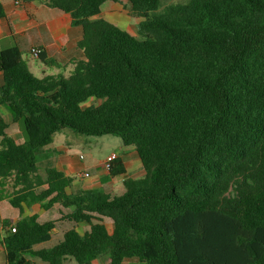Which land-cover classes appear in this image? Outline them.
Returning <instances> with one entry per match:
<instances>
[{
    "label": "trees",
    "instance_id": "16d2710c",
    "mask_svg": "<svg viewBox=\"0 0 264 264\" xmlns=\"http://www.w3.org/2000/svg\"><path fill=\"white\" fill-rule=\"evenodd\" d=\"M109 1L120 0L44 1L82 29L68 76L37 77L18 46L0 54V197L20 212L4 222L6 263L264 264V0H126L139 37L98 18ZM65 130L120 138L143 176L119 196L74 191L77 177L40 167ZM125 174L117 159L107 178ZM24 206L60 216L42 222ZM64 221L63 239L36 249Z\"/></svg>",
    "mask_w": 264,
    "mask_h": 264
},
{
    "label": "crops",
    "instance_id": "0c3cea01",
    "mask_svg": "<svg viewBox=\"0 0 264 264\" xmlns=\"http://www.w3.org/2000/svg\"><path fill=\"white\" fill-rule=\"evenodd\" d=\"M5 8L6 17L0 20V54L6 49L18 46L23 54L30 53L31 48L40 47L43 49L48 58L57 60L60 64L66 66V69H72L69 65L70 61L74 58H82L83 54L78 49L77 44L82 38V29L79 27H72L71 17L69 14L63 13L57 9L49 8L44 4L46 0H1ZM31 54V53H30ZM28 60V59H27ZM42 63V62H41ZM29 65V61H28ZM42 65L48 69L42 63ZM58 69V68H52ZM61 70V69H58ZM47 72V71H44ZM47 76V75H45ZM0 85L2 84V73L0 72ZM2 110V109H1ZM2 112V111H1ZM11 115V114H10ZM4 116V115H3ZM6 120V119H5ZM9 124L8 134L12 136L18 143H24L17 138L22 135V129L18 126V123H14L12 116ZM12 128V130H11ZM17 132L20 134H16ZM20 140H23L22 138ZM57 146H55V138L53 144L46 147L41 154V165L48 167H54L62 171L67 176H79L80 179L75 181L73 187L82 180L83 174L89 173L83 171L85 164L81 161V156H70L60 154ZM135 150H126L123 148V154L117 155L118 160H121L126 168V174L116 177L112 181H108L109 170L105 169L104 164L109 156L116 153L106 155L104 158L97 161L94 168L98 170L97 183L101 184L106 189V193L112 194L111 191L119 190L123 188V181L127 178H131L133 174H140L142 177L144 174L143 166L138 154ZM137 153V152H136ZM44 167V168H45ZM131 170V171H130ZM83 172V173H82ZM90 174V173H89ZM139 176V175H138ZM135 179V178H132ZM139 179V178H138ZM109 189V191L107 190ZM81 187L79 186L78 190ZM115 194V193H114ZM112 194V195H114ZM56 210V209H55ZM58 211V210H57ZM34 212H38L40 215V221H48L45 215H48L46 211L39 210V208L29 209L24 206L25 215H31ZM20 218L19 210L13 208L8 198L4 196L0 197V220L2 227L0 228V264L6 263L5 250L3 246L4 238L9 234L10 227L4 226L5 221L16 222ZM59 219V216L54 220ZM62 223V222H61ZM60 224V223H59ZM58 224V226H59ZM58 227L52 235H58ZM58 237L56 242H60L63 239ZM51 239V241H52ZM49 243V242H48ZM55 245L49 246L45 243L38 246L36 249L49 248ZM34 264H47L40 260H33ZM139 263L137 260H127L124 264ZM64 264H78L74 259L69 258ZM95 264H107L106 258H101L95 262Z\"/></svg>",
    "mask_w": 264,
    "mask_h": 264
},
{
    "label": "rangeland",
    "instance_id": "374dc122",
    "mask_svg": "<svg viewBox=\"0 0 264 264\" xmlns=\"http://www.w3.org/2000/svg\"><path fill=\"white\" fill-rule=\"evenodd\" d=\"M187 0H165L163 2L162 9L169 6L172 3H184ZM98 18H104L113 24L119 26L121 29L131 33L134 36H138L137 33V25L141 21L140 18L135 16L131 9V4L127 2L126 0H120L118 3H114L112 1H109L105 3L102 7V13ZM24 57L28 59L29 61V68L30 71L36 75L37 77H44L45 75H57V74H64L65 76H68L70 74L71 69H48L42 65L41 61L39 59L34 58L30 53L28 54V57H26V54H24ZM47 71V72H44ZM1 83V81H0ZM95 104V101H90L87 105ZM2 114L4 115V118L7 121H10L11 115L10 113L5 109L2 108ZM18 126L22 129V135L17 138V140L26 141L27 135L26 131L24 129L23 123H18ZM12 130V128H11ZM16 134L20 135L17 130ZM23 140H20V139ZM55 146L59 147L58 152L60 154L64 155H70V156H81L83 155V159H81L82 163L85 164V168L83 171H87L90 173V177L83 178L80 180V183H77L75 185L74 191H78L79 186L81 189H95L99 191H104L106 189L101 184L95 185L97 183V173L98 170L94 168V165L97 163L98 160L104 158L106 155H109L111 153H116V155H122L123 154V144L120 138L113 137V136H103V137H87V136H81L76 135L68 130L62 131L61 133L57 134L55 137ZM135 152V151H134ZM137 155V153L135 152ZM43 165H41V170H44ZM131 171V170H130ZM83 173V172H82ZM139 175V176H138ZM77 179H80L79 176H75ZM131 178H141L140 174H133ZM104 188V189H103ZM80 189V190H81ZM109 191V189L107 188ZM123 188L121 187L119 190H113L111 191L112 194L115 196H119L123 193ZM48 215H45L47 217V220H54L60 214L57 210L50 211L47 213ZM73 227L72 223H69L67 221H64L59 224L58 226V235H54L52 241H50L49 246L56 245L59 242H56L58 237H62L63 233L70 230ZM109 232H113V225L111 223L108 224ZM61 241V240H60ZM134 264V263H129ZM136 264H144V263H136Z\"/></svg>",
    "mask_w": 264,
    "mask_h": 264
},
{
    "label": "built area",
    "instance_id": "2783aa9c",
    "mask_svg": "<svg viewBox=\"0 0 264 264\" xmlns=\"http://www.w3.org/2000/svg\"><path fill=\"white\" fill-rule=\"evenodd\" d=\"M42 48H40V47H33V48H31V50H30V53H31V55L34 57V58H39V56L42 54ZM81 159H83L84 157L83 156H81L80 157ZM118 159V156L116 155V154H112L111 156H109L108 158H107V160L105 161V164H104V167H105V169H107V170H109L110 168H111V166H112V164L116 161ZM83 177L84 178H88V177H90V174L89 173H85V174H83ZM2 227V224H1V220H0V228ZM16 230L15 229H13L12 230V232H15Z\"/></svg>",
    "mask_w": 264,
    "mask_h": 264
}]
</instances>
